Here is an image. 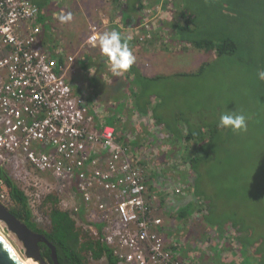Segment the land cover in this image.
Segmentation results:
<instances>
[{"label": "built area", "instance_id": "obj_1", "mask_svg": "<svg viewBox=\"0 0 264 264\" xmlns=\"http://www.w3.org/2000/svg\"><path fill=\"white\" fill-rule=\"evenodd\" d=\"M162 4L142 9V24H116L122 37L150 39ZM39 14L31 0H0V167L28 178L22 190L31 210L56 192L60 209L82 212L90 223L83 229L93 237L99 238L93 223L101 224V239L117 264H194L177 258L160 233L159 200L148 183L155 169L128 141L117 140L97 99L74 89L69 71L76 57L63 64L48 57L39 40ZM100 26L88 25L87 47H97L92 37L103 33ZM179 162L166 160L165 168L186 171L188 164ZM175 186L172 192L180 195L182 184ZM0 189V200H8L1 179Z\"/></svg>", "mask_w": 264, "mask_h": 264}, {"label": "rangeland", "instance_id": "obj_2", "mask_svg": "<svg viewBox=\"0 0 264 264\" xmlns=\"http://www.w3.org/2000/svg\"><path fill=\"white\" fill-rule=\"evenodd\" d=\"M109 4L110 1L108 0H49L43 11L45 15L51 18V21H60L59 17L61 15L78 10L79 15H83V18L84 15L87 16V22L86 24L80 23V25L78 23L76 29L81 27V33L86 34L88 32V25L95 23V21H100V16L104 18V14L108 17ZM206 4L209 5L208 2H206ZM202 5L203 2L195 4L198 8ZM154 6L155 4L151 7ZM191 6L192 5H190L189 8H191ZM167 7L168 6L162 4L161 12L164 14L158 16L161 17L160 23H165L170 18L169 13L171 9ZM203 11L210 13L211 7L205 6ZM53 14H56L55 20L52 19ZM200 16V14H197L198 20L201 19ZM89 18H91V21H89ZM255 19L257 22L264 24V12H256ZM245 23L248 24L249 21ZM100 25L104 32L107 27L103 26L101 21ZM163 25L162 27L160 26L162 30L157 32L159 36L153 37L151 41H149L150 49L146 51H151L150 55H147L150 57V63H153L156 67L167 63L168 67H172L169 71V73L172 74L190 72L192 74H189V76L185 78H172L155 87V90L162 96V105L159 107V113L164 116V118H171L173 120L176 115H182L187 119L193 117L196 121L207 119L209 123L213 121L218 122L220 114L225 110L245 114L247 117V131L232 132L224 129L223 134L220 135L221 139L219 138L221 141H224V143L220 145V148L216 147L214 144V150L209 146L207 147L206 151L209 152L210 159L203 165L205 168H202V179H200V182L202 184L211 182L213 185L208 189V192L213 200L212 202L216 203L219 210L218 212H220L212 213L214 216L213 219L223 222L227 216H231V220L237 222L243 221L244 224L251 229L254 236L258 237L259 235L262 237L264 245V96L261 97V94L259 96L260 91H264V88L260 86L264 81L259 80L257 77L258 71L264 70V65L253 63L248 57L249 54L252 57V53H254L256 57L259 56L258 52L260 51L255 47L257 41L254 40L255 49L252 48L251 53L240 52L236 56L220 57L216 59L214 52L206 53L205 51L197 50L190 46L185 47V45L182 46L181 44L172 43L167 39V35L164 31L167 27ZM61 26H64L66 31L70 29L67 23H61ZM57 31L59 32V29ZM74 31L76 30L74 29L73 33ZM64 35L67 36L72 43H74L75 38L79 37L76 33L71 35L67 34L65 31ZM132 41H134V39H132ZM141 43L142 42H135V44L131 46L132 53L136 58L135 62L137 60L148 62V59H143V55L139 54L142 52V47L144 45ZM159 56H161V58H159ZM202 64L205 65V70L197 75L196 70ZM107 69L110 70L106 64H92L90 61L87 63V67H83L84 71L80 76L84 79H89L90 85L88 84L87 90L91 91L98 99L101 109H103L104 114L107 113L106 115H108L109 118L114 115L112 111L119 108L116 107L117 104L119 105L117 97L129 86L124 82L122 78L123 74L117 76L111 71L108 72ZM94 71L98 76L94 75ZM116 87L121 88L120 92H116ZM122 94L127 97V105L122 103L124 108L118 115L116 114L118 119H120V121L115 124L117 130L119 129L120 131V127H123L124 135L131 133L140 145L144 143L142 139L147 136L148 138L152 135H155L153 137L157 138L163 137L162 130H160L159 127H156L153 123L142 122L143 118L130 112L129 93L125 91ZM144 118L147 119L148 117ZM127 122H129V124ZM144 123H146V125ZM136 125L137 129L135 128ZM154 127L158 128V130H155ZM139 131L142 132L141 136L137 134L140 133ZM146 131H148L147 135L144 134ZM129 137H131V135ZM163 138H165V135ZM164 140L162 139L163 144H161V146L159 145L160 147L156 149L158 153L166 149L160 160L164 161L166 159L170 161L171 159L175 162L181 161V156L175 154L177 153L176 150H173V153L169 152L168 155L165 154L166 151H169V146L168 148H164L167 145ZM148 142L149 141L146 142V145ZM172 170L179 171L176 168ZM172 170L169 171L173 174ZM8 172L10 175L9 170ZM184 172H190L189 165ZM164 177L167 178L168 176ZM13 182L21 189L28 188V178L23 177V175L18 177L14 173ZM176 182L180 186L182 184L183 187H185L179 180H176ZM1 188H3V186ZM43 189L44 187L41 186L37 190H42L43 192ZM0 191L3 190L0 189ZM0 202L7 208L10 205V202H8L6 198L2 201L0 200ZM42 207L40 211L31 210V214L34 221L40 227L46 228L48 217L45 213L41 212L42 210L45 211V206ZM170 212L175 213L172 211ZM200 220H202V227L197 230L198 239H201V235H203L206 230H210V233L212 232V229L207 227L204 217ZM228 226L229 224L226 226V231L223 234H216L215 238V243H218L217 245L226 250L222 256V262L225 264H239L240 262L256 264L255 257L257 258V256L254 257L252 250L255 249L259 242L256 241L254 246L248 248L244 252V249L241 248L237 241L238 233L233 227L228 230ZM0 232L8 239L15 251L22 258H25L21 243L7 230L2 222H0ZM215 233L216 232H214V235ZM247 234L249 235V232ZM208 241L209 240L205 239L200 245L205 248L206 246L204 244L206 243L209 245ZM261 255H264V248ZM257 261L263 260L257 258ZM89 264L107 263L106 260L102 258L98 261L89 259Z\"/></svg>", "mask_w": 264, "mask_h": 264}, {"label": "trees", "instance_id": "obj_3", "mask_svg": "<svg viewBox=\"0 0 264 264\" xmlns=\"http://www.w3.org/2000/svg\"><path fill=\"white\" fill-rule=\"evenodd\" d=\"M31 1L38 6L40 14L37 22L40 23L43 17L41 11L47 6L48 0ZM108 1H110L112 6V13L109 18L114 22L113 29L117 31H119L116 25L118 23L124 28L138 25L140 22L137 18L138 13L141 14L142 9L146 6L151 7L153 4L159 2V0ZM202 2L203 5L201 7L198 8L195 6L196 3ZM163 4L171 9L169 13L170 20L167 22L164 21L165 23H160L158 28L152 30V32L150 31V39L151 37L159 36L157 32L162 30L160 26L162 27L164 24L163 26L167 27L164 31L169 41L181 44L182 46L185 45V47L190 46L194 49L205 51L206 53L214 52L216 59L236 56L240 52L251 53V49L254 48V40H256L257 44L255 47L260 51L258 52L259 56L256 57L252 53V57L250 54L248 57L253 63L264 65V24L257 22L255 19L256 12H264V0H163ZM190 5H192L191 8H189ZM205 6L211 7L210 13L203 11ZM196 13L201 15L200 20H198ZM134 19L137 20V24H131ZM246 21H249V23L246 24ZM98 24H100V21ZM144 32L147 33L146 31ZM125 39L129 42L131 49V46L135 42L128 38ZM204 66V64L199 66L196 70L197 73H194L198 75L203 72L205 70ZM189 74L192 73L145 77L134 63L130 71L123 74L122 77L124 82L129 86L125 91L129 93L130 112L140 117H148L150 114L152 121L162 128L165 138L153 137L155 135L149 138L147 136L142 139L144 143L140 145L136 138L132 137L133 139L131 140L130 137L128 139L129 136L124 135V129L120 127V131L119 129L117 130L119 134L116 133L117 140L120 142L128 141L132 147V151H138L136 153L140 158L144 156L146 158L151 157L154 153L152 149L148 153V148L160 145L162 139H165L164 142L169 144V152L173 153V150H176L177 153L175 154L181 156V161L190 166L189 173L173 171L168 168V171H173L172 176H176V180H179L185 185L183 191L186 193V197L183 198L187 204L178 213H180V216L193 212L207 213L201 216L204 217L207 227H210L212 232L210 233V230H206L201 235L198 243H202V240L209 237V239L211 238L210 243L214 244L216 234H223L225 232V228L222 226L230 223L238 233L237 241L241 248L244 249V252L254 246L256 241L259 242L255 249L252 250V253L254 257L257 256V258L263 260L257 261L255 257L256 264H264V255H261L264 248L262 237L259 235L258 237L254 236L251 229L243 221L237 222L231 220V216H227L223 222L213 219L214 216L212 213L220 212H218V207L215 202H212L213 200L208 192L212 184L211 182H205L204 184L200 182V179H202V168H205L203 165L210 159V154L206 149L208 146L213 148V150L215 146L220 148V145L224 143V141L220 140V135L223 134L224 129L218 127V122L213 121L209 123L207 119L196 121L193 117L187 119L182 115H176L173 120L171 118H164L159 113V107L162 105V96L155 90V87L172 78L188 77ZM260 86L264 88V83ZM120 89L119 87L115 88L116 92H120ZM122 93L117 97L119 105L117 104L116 107L119 108L114 110V115L105 119L109 125L117 124L120 121V119L113 120V117H116V114L118 115L124 108L122 103L127 105V97ZM260 94L263 97L264 91H260L259 96ZM147 141L149 142L146 145ZM161 156L158 159L159 161ZM158 160L156 161L158 162ZM8 170L10 171L8 168L0 167V179L5 184L8 202H10L8 210L17 219L26 224L28 228L47 238L56 249L58 264H89V259L98 261L102 258L106 260L107 264L118 263L112 250L101 239V224L93 223L98 230L99 238L93 237L88 229H83L82 225L85 226L90 223H88L87 218L82 212L72 214L60 209L58 205L59 197L56 192L47 194L38 206V211L43 208L42 206H45V211L42 210L41 212L45 213L48 217L46 228L40 227L32 217V211L28 205L24 191L13 182V175L11 171L9 175ZM156 176L157 174L154 172L149 175L148 183L151 190V181ZM78 221L80 225L77 224ZM214 232H216L215 235ZM248 232L249 235L247 234ZM40 247L42 257L48 264H52L49 249L43 244H40Z\"/></svg>", "mask_w": 264, "mask_h": 264}, {"label": "crops", "instance_id": "obj_4", "mask_svg": "<svg viewBox=\"0 0 264 264\" xmlns=\"http://www.w3.org/2000/svg\"><path fill=\"white\" fill-rule=\"evenodd\" d=\"M108 7H109L108 17L105 14H104V18L100 16L101 23L103 24V26L107 27L106 31L114 30L113 29L114 22L109 18L110 14L112 13L111 3L108 5ZM43 12L44 11L42 10L41 14L43 17L39 23V26L41 28L39 40L42 46L45 48V51L48 57L55 59L61 64H63L67 56L74 55L76 57V61H75L76 67L73 66L74 69L69 71L70 82L73 84L74 89L77 92L82 91L85 95L88 96V99H90L91 97H94L95 99H97L94 96V94H92L91 91L87 90L88 84L90 85L89 79H84L83 77L80 76V74L84 71L83 67H87V63H89L90 61L92 64L103 63V64H106L108 67L109 65L107 64L103 56H99L102 54L100 52L98 44H97V47H87L85 45L86 34L81 33V27H78L76 29V26L78 23L79 25L80 23L86 24L87 16L84 15V18H83V15H79L78 10H74L73 12H70L72 13L73 19L71 22L67 23L70 26V29L66 31L65 27L61 26V22L55 20L56 14L52 15V19L55 21H51L50 20L51 18L45 15V12L44 13ZM140 16L141 15L138 13L137 18L140 20L142 24V18L140 19ZM89 21H91V18H89ZM97 22L99 23V21H95V23L93 24H97ZM132 23L137 24V20L134 19ZM58 29H59V32L57 31ZM74 29L76 31H74L73 33ZM64 31L67 32V34H71V35L76 33L79 37L75 38L74 43H72V41H70L67 38V36L64 35ZM141 44H144V45L142 47V52H140L139 54L143 55V59L149 60L148 62H143V61H138V60L135 62V65L138 67L141 74L145 77H153L155 75L171 76L172 73H169V71L172 67H168L167 63H164L158 67L154 66L153 63H150L151 62L150 57H148L147 55H150L151 51L150 50L146 51L147 49H150L149 39L142 42ZM138 58H139V55H138ZM159 58H161V56H159ZM107 71L109 72L110 70L107 69ZM185 72H190V71H185ZM94 75L98 76V74L95 71H94ZM104 78H105V74H104ZM113 112L114 111H112V113ZM105 117L108 118V115H105ZM140 118H143L142 122L153 123V125L160 128V126H157L152 121L151 115L150 116L148 115L147 119L144 117H140ZM115 119H118L117 115L116 117H113V120ZM127 123L129 124V122ZM144 124L146 125V123ZM113 126L115 127V130L117 133L116 125L113 124ZM156 127H154L155 130H158V128ZM135 128L137 129V125L135 126ZM160 130H162V128H160ZM147 133L148 131H146L144 134L147 135ZM137 134L138 136H141L142 132L137 133ZM127 135L128 136L131 135V138L134 137V135H132L131 133H128ZM163 137H164V134H163ZM161 144H163V141L160 142V145ZM165 144L167 143L165 142ZM158 146L159 145L153 148H148V153H150L151 149L153 150L154 153L151 157L149 156V158L148 157L145 158L144 156L143 159L146 161V163L150 164L155 169L154 171H150L149 174L151 175L152 172L157 174V176L153 178V180L157 179V185L155 187L151 186L152 190L150 189V191L158 196L160 211L159 213H157V215H159L162 218L163 224H162V227L160 228V233L163 236V240L165 242L166 247L169 248L172 252H174V255L177 258L185 260V261L193 262L194 264H222V261H223L222 256L226 251L225 248H221L219 245H217L218 243L211 244L210 243L211 238L209 239V237L206 238L207 240H209L208 241L209 245H207L206 243L204 244L207 248L206 247L203 248V246H201L198 243L199 239L197 236L198 234L197 230L200 227H202L201 226L202 220H200L202 218L201 215H206L207 213L193 212V213H188V214L185 213L183 216L182 215L180 216V213H178L187 204L186 200H184L183 198V197H186V193L182 190V193L180 195L175 196L174 193L172 192V190L176 188L175 184L177 185L178 183L175 181L176 180L175 176L174 175L172 176V172L168 171V168H165L166 159L164 161L158 160L161 154L163 155L164 151L166 150L164 149L161 151V153H158L156 151ZM168 146L169 144H167L164 148L166 147L168 148ZM168 153L169 151H166L165 154L168 155ZM156 160H158V162ZM164 176H168V177L165 178ZM170 211L175 212V213H171ZM228 224H229L228 230L232 228V225L230 223L224 224L222 226L223 228H225L224 231H226V228H227L226 226ZM204 240H202V243L204 242ZM239 264H243V262H240Z\"/></svg>", "mask_w": 264, "mask_h": 264}, {"label": "clouds", "instance_id": "obj_5", "mask_svg": "<svg viewBox=\"0 0 264 264\" xmlns=\"http://www.w3.org/2000/svg\"><path fill=\"white\" fill-rule=\"evenodd\" d=\"M72 19V13L59 17L61 23H69ZM92 39L98 42L100 52L112 73L119 76L130 71L136 58L129 47V42L122 37L119 31H104L94 35ZM257 77L259 80L264 81V70L258 71ZM218 127L232 132H245L247 131V117L243 113L225 110L219 116ZM0 242L7 243L6 238L2 234H0ZM17 261L22 264L19 257H17Z\"/></svg>", "mask_w": 264, "mask_h": 264}, {"label": "water", "instance_id": "obj_6", "mask_svg": "<svg viewBox=\"0 0 264 264\" xmlns=\"http://www.w3.org/2000/svg\"><path fill=\"white\" fill-rule=\"evenodd\" d=\"M0 222L21 243L25 258L31 259L36 264H48L41 255L40 244L45 245L50 251L52 264H58L56 249L47 238L27 227L22 221L10 213L8 208L0 202ZM0 264H19L14 254L0 242Z\"/></svg>", "mask_w": 264, "mask_h": 264}, {"label": "bare ground", "instance_id": "obj_7", "mask_svg": "<svg viewBox=\"0 0 264 264\" xmlns=\"http://www.w3.org/2000/svg\"><path fill=\"white\" fill-rule=\"evenodd\" d=\"M0 234H2L1 232H0ZM3 235V234H2ZM4 236V235H3ZM5 237V236H4ZM6 238V237H5ZM6 241H7V243H6V246L10 249V251L14 254V256L16 257V259H17V257H19L20 258V262H22V264H36V263H34L31 259H28V258H22L16 251H15V249H14V247L10 244V242L8 241V239L6 238ZM9 245H10V247H9Z\"/></svg>", "mask_w": 264, "mask_h": 264}]
</instances>
